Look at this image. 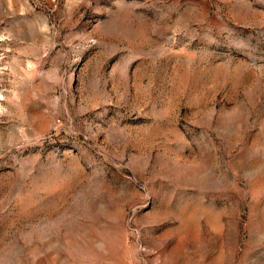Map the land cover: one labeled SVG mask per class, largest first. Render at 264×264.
<instances>
[{
	"label": "rangeland",
	"instance_id": "obj_1",
	"mask_svg": "<svg viewBox=\"0 0 264 264\" xmlns=\"http://www.w3.org/2000/svg\"><path fill=\"white\" fill-rule=\"evenodd\" d=\"M0 264H264V0H0Z\"/></svg>",
	"mask_w": 264,
	"mask_h": 264
}]
</instances>
